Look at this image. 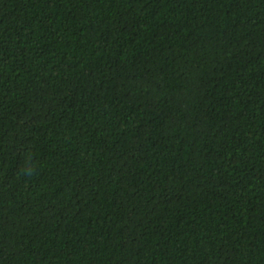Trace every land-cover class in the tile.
<instances>
[{"label": "trees", "instance_id": "trees-1", "mask_svg": "<svg viewBox=\"0 0 264 264\" xmlns=\"http://www.w3.org/2000/svg\"><path fill=\"white\" fill-rule=\"evenodd\" d=\"M0 264H264V0H0Z\"/></svg>", "mask_w": 264, "mask_h": 264}]
</instances>
